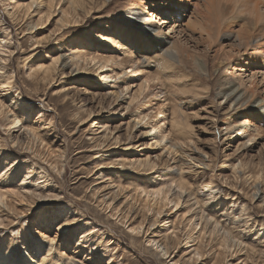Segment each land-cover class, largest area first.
Instances as JSON below:
<instances>
[{
  "label": "rangeland",
  "instance_id": "374dc122",
  "mask_svg": "<svg viewBox=\"0 0 264 264\" xmlns=\"http://www.w3.org/2000/svg\"><path fill=\"white\" fill-rule=\"evenodd\" d=\"M28 1L0 0V41L10 45V53L0 56L7 68L0 76V175L14 161L7 175L15 184L5 187H17L29 174L27 181L46 180L42 185L48 189L40 198H8L10 205L0 213V259L11 264H264V205L251 197L255 185L264 196V117L236 109L218 95L227 79L219 63L235 59V42L220 39L218 57L205 44L187 42L182 53L203 58L205 74L183 55L180 64L166 60L127 21L139 5L157 23L164 4L162 18L170 16V25L184 33L172 39L184 40L189 34L184 25L200 0H78L76 11L69 0H60L57 8L69 12V25L59 30L57 10L58 17L32 31L26 25L36 23L40 14H25L21 3ZM172 3L184 5L179 18L172 14ZM240 29L234 24L225 32L233 37ZM61 55L80 60L79 69L56 72L49 82L41 66ZM91 56L95 62L90 63ZM97 61L106 62L105 67ZM144 80L146 89H139ZM116 93L118 99L109 96ZM7 114L33 130L37 142L22 129H10ZM146 132L183 142L190 158L181 164L180 156L166 154ZM18 138L23 145L12 142ZM41 167L46 177L39 180ZM179 179L197 205L191 208L182 197L178 207L165 205L160 216H153L145 204L154 210L159 204L141 189ZM211 191L217 198L207 199ZM195 209L219 224L218 234L208 226H190ZM139 223L135 236L130 228ZM222 228L231 233L230 248L222 246ZM150 239L169 246L170 255L156 251ZM51 245L53 252L47 251ZM24 247L33 252V262L21 253ZM194 248L199 259L191 258Z\"/></svg>",
  "mask_w": 264,
  "mask_h": 264
},
{
  "label": "bare ground",
  "instance_id": "6f19581e",
  "mask_svg": "<svg viewBox=\"0 0 264 264\" xmlns=\"http://www.w3.org/2000/svg\"><path fill=\"white\" fill-rule=\"evenodd\" d=\"M59 3H60V0H29L27 3L26 2L21 3V4H23L22 6L25 9L24 11H25L26 15L29 12H31L33 14H35V13L40 14V17L38 18V21L36 23H34L33 21H30L27 23L26 30L32 31L33 29L39 27V25L47 23V21L51 17H58L59 13L61 16H59V18L55 21L56 26L59 27V30L64 29L65 26L67 27L70 23L68 20L69 12L60 8V7L57 8ZM77 4H78V0H69L70 10L76 11V5ZM164 8H166V6L164 4L160 5V7L158 9L159 12L157 13V16H155L158 18V20H157L158 22L155 23L151 20L152 18L151 19L147 18L144 15L145 12H144L143 6L135 5V6H133V10L129 11V13L127 14V18H128L127 21L130 23H133V27L138 28L141 32H143V35L147 36L149 43H151L152 45H155L157 50H160L163 52L162 57H164L169 62L171 61V62H174L177 64L181 63L180 62V56L183 55L182 50H184V51L188 50V47H186V44L190 40H194V44H199V43L205 44L204 46H206L205 48L208 51H211L212 49H214L213 52H214L215 57H218V55H220V47H218V45H217V44H220L219 43L220 39L223 41L235 42V44H236L235 52L237 54L235 59H231L230 57H228L229 60L226 59L224 62L221 61V63H219V68L222 69L221 72H223L225 75H227V79L221 82L220 91L218 92V95L223 94L224 96H226L227 99L232 101V104H234V107H236V109L242 108V110H245V111H247L248 109H251V110L257 111L259 114H261L264 117V43H263L264 38L262 36V34H264V33H260L256 36H252V34L246 33L245 31H242L240 29L241 32L235 33V36H233V37L230 33H227L225 31H224L223 35L215 36V37L210 36L209 34L201 31L200 28L198 27V11H197L198 8H197V10L193 11V13H191L192 15L189 16L188 23H186L184 25L185 30L189 33L188 35L186 34L187 38H185L184 40H179V39L173 40L171 37L172 35L176 34L175 36L177 37V36H180V34L182 35L183 32L179 28L176 31L174 24L170 25L169 21L172 20L170 18V16L165 17V20H164V18H162L161 15L163 13H166V11H163ZM172 8L174 9V12H172V14L176 18H179L178 15L181 14L179 12L184 10V5L179 4V3H172ZM17 9L18 8H16V10ZM57 10H59V13H57L58 12ZM184 12H187V11H184ZM145 23H147V25ZM163 25L165 26L164 28L161 27ZM178 27H180V26H178ZM186 31H184V32H186ZM193 36H197V37H195V39H194ZM184 37H186V36H184ZM231 37L233 39H231ZM238 37H239V40H238ZM178 38H180V37H178ZM196 40H198V41H196ZM240 41L245 42L243 44V46H241ZM249 41H250V43H249ZM2 44H7V43H6V41L4 43H2L0 41V56H4L5 52H7V50L10 49V45H6L7 46L6 47L5 45H2ZM8 53H10L9 50H8ZM60 58H61V60H60ZM193 58L195 60V68L200 73L206 74L207 73L206 62H204L203 58H201L200 56H193ZM2 59L3 58H0V61H2ZM88 59H89L90 63L96 61L95 58L92 56L89 57ZM79 62H80V60H76V59H74L72 57H68L66 55H61V56L53 58L52 62L49 66H41L40 70L43 73V78L44 79L50 78L49 82H51V79L54 80V75H56L54 73L62 72V70L66 69V68H69L70 71L72 73H74V69H79V64H80ZM83 62H84V60H83ZM169 62L167 63L168 65H170ZM97 64H99L100 68H104L106 65V62L97 61ZM231 64H234V67H231ZM72 66H74L73 69L71 68ZM6 69L7 68L5 67V65H3L0 62V74H1L0 76H3L4 74H6ZM216 71L217 70H215V72ZM258 75L260 76V81L257 80ZM6 78H7L6 80H9L8 75ZM102 79H105V76H103ZM147 83H148V81L144 80L142 83H140L138 88L139 89L145 88L147 86ZM252 83H253V87H252ZM258 83L261 84L262 94H260L256 88V85ZM1 84L4 85L6 83H1ZM109 96L114 98V99H118L119 93L110 94ZM4 118H5L4 120L8 121V127H10V129L16 128V127L18 128V130L22 129L25 132V136L29 137L33 143L37 142L38 137L36 136V134L33 132V130H30L29 128L24 126L22 123V120H20V118H18L17 116H10L9 117L8 114ZM132 123H133V126H136L138 124L136 121H132ZM147 133L148 132H146V135L150 136V139L152 140V142H154L155 145H157V144L160 145L161 149L163 148L165 150L166 154L168 153V155H178V157L180 156L179 161L181 162V164H185L186 160L188 158H190L189 155L186 153V151H184V149H183V142L175 141L174 139H172L170 137L168 138V137H166V135H164L161 132H157L155 134L152 133L153 135L147 134ZM12 142L17 144V146H21L24 144V143H22V140L20 138L12 139ZM27 149H29V148H27ZM192 161H193V159H192ZM14 163L15 162L12 161L11 163L6 164L7 169L5 171H3L2 174L0 175V177H1L0 178V213L2 211H6L8 205H10L7 202L8 198L9 199L10 198L11 199H17V198H23L25 196H30V197L37 196L40 198L41 195L39 193H41L45 188H47L46 187L47 184L42 185L45 183L46 180H42L40 182L35 180L33 183H31L30 181H27V179L29 178V174L26 175L25 179L22 182H20L17 185V187L16 186H14V188L5 187V186H10V185L12 186V184H15V183L9 181L10 178L12 179L11 173H9L10 176L7 175L8 172H11L12 171L11 169L15 167ZM137 164L139 166H141V164H139V163H137ZM98 165H100V164H98ZM119 165H121V164H119ZM133 165H135V164H133ZM53 169H54V167H53ZM45 177H46V169L44 167H41L39 169L38 179L41 180V179H44ZM182 180L183 179H179L178 181H172L169 184H166V185H164L158 189H153L151 191H148L144 188L141 189V193H144L145 194L144 196H146L147 199H149V198L152 199L151 197H153V199L156 200V203L159 204L158 210L151 209L150 206L147 205L148 203L145 204V208L147 207L148 211H151L153 213V216L157 217V216L161 215L162 209L165 205L173 204L174 207H178L182 197L187 199V201H185V202H192L190 199L191 195H189L186 192L185 187H184L185 183ZM116 189L118 191L120 190L119 187H117ZM253 190L254 191L251 195L252 200H255V202L259 201L261 204L264 205V196L259 194L260 192L257 188V185L254 186ZM118 191H116V192H118ZM114 194H115L114 197L112 196L113 198H110L107 200V202L109 203L108 206L110 205L111 202L114 201V198L117 195L116 193H114ZM213 194H214V192H212V191L208 192L207 195L209 197L207 199L217 198V196L213 195ZM203 196H206V195H203ZM205 200L206 199L202 200L203 205L208 206V203ZM197 203H198V201H196V199H195L191 203L192 204L191 208L193 206L197 205ZM243 207L244 206H242V209H243ZM113 211L115 212V210H113ZM120 216H121V214H120ZM0 219H1V217H0ZM211 219L212 218L209 217L208 214L204 213V210L196 211V209H195L192 212V215H191L190 219L188 220V222L195 221V223H192V225H190L193 228H196L199 225L205 226V228H206V226H208L209 228H211L210 232L216 235V233L218 234V232H219V231L216 232V230H218L217 227L219 226V224L215 221H212ZM141 225H142V223H139L136 227L130 228V230L132 232H135L134 233L135 236L137 234H140V231H141L140 227H142ZM218 228H221V227H218ZM222 231H223V233H221V235H223L225 238V239L223 238V240H222V246L226 247V248H230L229 242H231V238H232L231 233L229 232V230H226L223 228H222ZM208 232H209V229H208ZM147 242L150 245L154 244L155 246H157L156 251L160 252L162 255H164V256L170 255L171 251L168 248L169 246L164 245V244L158 245V243L154 239H150ZM232 242L234 243L235 241L232 240ZM241 244L242 243H239L238 241L235 242V245H237V246H240ZM232 246H234V244ZM52 250H53V247L51 245L47 251L51 252ZM240 251H242V249H240ZM21 253L23 254V256H26L27 259L32 258L34 255L33 252L28 247H24V249ZM233 253H234V251H233ZM191 254H192L191 258L192 257L194 258L195 256H197V258L200 257V253H199V250L197 248L192 249L190 251V255ZM59 257H61V255ZM42 258H41V260H42ZM0 261L3 262L2 264H11L9 262L8 258L3 257L0 259ZM26 261L33 262V260H31V259L26 260ZM39 264H42V261H40ZM67 264H70V263L67 262Z\"/></svg>",
  "mask_w": 264,
  "mask_h": 264
},
{
  "label": "clouds",
  "instance_id": "9594fccd",
  "mask_svg": "<svg viewBox=\"0 0 264 264\" xmlns=\"http://www.w3.org/2000/svg\"><path fill=\"white\" fill-rule=\"evenodd\" d=\"M197 11L198 27L210 36L223 35L234 24L252 36L264 33V0H200ZM183 55L195 67L194 58Z\"/></svg>",
  "mask_w": 264,
  "mask_h": 264
},
{
  "label": "snow or ice",
  "instance_id": "6c2138e0",
  "mask_svg": "<svg viewBox=\"0 0 264 264\" xmlns=\"http://www.w3.org/2000/svg\"><path fill=\"white\" fill-rule=\"evenodd\" d=\"M249 143H251V141H249ZM257 179H259V178H257Z\"/></svg>",
  "mask_w": 264,
  "mask_h": 264
}]
</instances>
